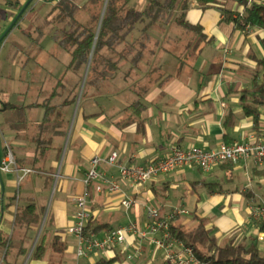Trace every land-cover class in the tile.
<instances>
[{"label":"crops","instance_id":"crops-1","mask_svg":"<svg viewBox=\"0 0 264 264\" xmlns=\"http://www.w3.org/2000/svg\"><path fill=\"white\" fill-rule=\"evenodd\" d=\"M28 2L0 0V9L5 14L0 16V43L4 37L15 33L13 24L10 25L13 18L18 22L24 21L22 12ZM231 8L236 9L237 5ZM185 18L192 24L199 23L205 34V40L196 48L192 59L194 66L186 61L184 52L188 47L181 46L182 42L176 40L177 26H173L168 32L169 40L179 46H157L152 57L143 59L138 67L129 72L130 75L126 76L130 64L125 63L117 70L118 79L110 78L102 92H88L82 106L78 109L77 104L74 109L70 124L73 129L71 146L61 174L56 176L59 180L55 207L47 215L42 207H38L36 198L48 186L46 181L50 173H42L48 162L44 164L43 171L38 170L29 177L21 191L19 189V194L15 193L16 174L0 173L1 229L7 233L12 230L16 206L10 199L14 195L21 206L35 202L37 209L42 211L41 222L35 232L36 241L44 235L50 241L57 235L66 244L62 264H72L65 261V257L76 255L77 242L68 228L74 221V199L85 188L84 178L92 157L105 159L116 151L123 164L144 165L166 156L172 146L182 149L196 146L210 150L221 142L239 141L247 135H264V106L258 108L256 124L242 107L243 91L252 86L254 79L259 80L261 71L257 60L264 58L263 31L252 26L236 28L224 19L218 8L203 9L196 1L190 3ZM29 38L26 35L24 41L14 43L19 46L16 57L24 50L22 46H29ZM42 47V43L38 44L35 56L21 60L20 66L15 65L19 72L16 76L18 83L10 99L18 98L20 104L8 99L5 104L17 105L15 111L21 109L22 114L27 111L22 106L27 93L21 90V86L27 83L34 71L29 67L36 64L34 60L43 51ZM152 66L155 72L148 75ZM252 71L256 73L252 74ZM133 85L137 92L130 90ZM136 99L142 104L137 113L130 105ZM5 104L0 108V152L7 146L13 150L15 158H31L35 151L32 135H28L27 125L20 116L16 120L17 125L7 120V111L12 108L6 109ZM23 116L28 118V112ZM55 141L56 136H53L52 145ZM24 147L29 149L24 152L21 149ZM56 149L51 166L59 160L61 148ZM222 164L215 165L208 172L195 165L176 168L140 184L136 190H131L127 183L122 182L124 192L133 199L129 209L120 204L122 194H109L105 189L98 192L96 185L102 184L95 181L88 187L87 208L91 220L87 231L101 237L130 221L143 228L148 222L147 207L157 208L160 216L184 210L175 218L176 226H193L196 218H206V227L217 238L218 244L229 240L244 244L254 242L264 254V239H259L260 233H264V223L256 222L249 208L251 198L264 201V176L258 175L252 164L248 168L243 161L232 163L231 168ZM100 170L107 178L120 181L115 168L103 163ZM153 245L148 240L127 234L122 245L91 253L73 262L94 264L102 259L111 261L109 264H166L161 249V262L156 261L150 248ZM175 247L180 249L179 243ZM32 249L20 264H56L55 258L52 262L48 260L50 252L43 260L32 259ZM121 250L128 253L138 250L140 255L133 259L122 258Z\"/></svg>","mask_w":264,"mask_h":264},{"label":"trees","instance_id":"trees-1","mask_svg":"<svg viewBox=\"0 0 264 264\" xmlns=\"http://www.w3.org/2000/svg\"><path fill=\"white\" fill-rule=\"evenodd\" d=\"M193 1L203 9L218 8L224 19L232 22L236 28L249 25L264 29V0H230L236 2V9L226 6L223 0H53V7L46 16V19H50L44 21L52 26L56 25L50 39L60 50L71 56L66 69L77 71L88 65L78 109L89 89L93 93L102 92L112 75L125 63L130 64L127 76L143 59L152 57L157 46H168V32L173 26L181 28L180 40H176L182 42L181 46L188 47L184 52L186 60L194 59L196 48L205 40V34L199 23L192 24L185 18ZM81 12L86 13L85 20L79 19ZM135 32L138 33L137 37L133 36ZM38 33V37H42L40 29ZM26 35L30 36V33L27 32ZM129 37L133 39L129 41ZM257 64L261 70L259 80L254 79L252 86L242 94L244 112L252 117L255 124L259 119L258 108L264 106V58L258 59ZM154 69L152 66L147 74H153ZM63 79L64 73L57 79L50 95L41 104H33L34 107H42L44 113L42 119L35 124L31 138L35 143L34 154L31 158H15L18 168L42 170L52 148L53 136L62 137L66 134L64 128L68 121L64 118L63 109L74 105L77 95L71 99L64 98L58 104L52 102L58 96V89L63 88ZM130 90L137 92L134 85ZM130 105L136 113L142 107L139 99ZM5 107L8 109L18 106L5 104ZM224 165L231 168L232 163L222 164ZM253 167L258 175L264 176V168ZM18 201L16 195L10 199L16 206L11 232L7 233L0 228V264H20L28 253L32 233L37 231L41 222L42 211L37 209L35 202L21 206ZM177 215L179 214H174L169 220L170 232L183 246L190 247L199 260L208 264H264V254L254 242L244 244L229 240L218 244L217 238L206 227V218H196L193 226L183 228L175 225ZM65 249L66 244L57 235L50 241L44 235L39 237L30 257L43 260L50 252L48 260L52 262L55 258L56 264H62ZM110 262L100 259L94 264Z\"/></svg>","mask_w":264,"mask_h":264},{"label":"built area","instance_id":"built-area-1","mask_svg":"<svg viewBox=\"0 0 264 264\" xmlns=\"http://www.w3.org/2000/svg\"><path fill=\"white\" fill-rule=\"evenodd\" d=\"M47 1V0H38ZM253 0H248L251 2ZM262 2L263 0H257ZM239 7L238 10H240ZM249 26V25H248ZM264 35V29H261ZM239 161L250 162L253 166L264 167V135L256 137L253 135L244 136L239 141L231 143L221 142L213 149L205 150L192 146L182 149L172 146L170 152L161 158L154 159L144 165L123 164L118 158V153L112 151L107 158L94 156L89 161V168L84 178V190L74 199L75 211L74 221L69 226L68 232L76 238L78 258H86L91 253L114 248L122 245L126 240V235L136 236L140 240H148L163 252V260L166 264H208L199 260L190 247L183 246L171 234L169 220L174 214H182L184 210H174L166 216H160L159 210L153 207L146 208L148 222L142 228L135 222L130 221L125 225L118 226L106 232L103 236L97 237L87 231V224L91 218L87 208L89 197L88 187L95 181H100L96 185V191L105 189L109 194H122L120 204L125 209L133 205V199L127 195L122 187V182L128 184L131 190H136L138 186L145 183L159 174L170 172L176 168L187 165H195L202 171L208 172L215 165L222 163H237ZM105 163L107 166L117 170L120 181L114 178H107L100 170V166ZM15 173L17 184L23 176L32 173L31 168H18L15 157L9 147L0 152V173ZM250 214L258 223H264V201L260 198L250 199ZM259 239H264V233H260ZM179 243L180 249L175 245ZM125 251V247H124ZM121 253H125L121 250ZM138 250L127 253V259L139 256Z\"/></svg>","mask_w":264,"mask_h":264},{"label":"rangeland","instance_id":"rangeland-1","mask_svg":"<svg viewBox=\"0 0 264 264\" xmlns=\"http://www.w3.org/2000/svg\"><path fill=\"white\" fill-rule=\"evenodd\" d=\"M223 1L228 7H232L236 5V2H231L230 0H223ZM53 3H54L53 0H47V1L29 0L27 8L22 12L23 18L25 17L24 21L18 22L15 18H13L10 25L13 24L14 26L13 30L15 31V33L10 37L8 36L4 37L0 43V108L1 106H4L7 99L12 101L13 103L20 104L18 98L14 97L10 99V94L12 92L14 93V88L18 83V81L16 80L17 79L16 76L17 73L19 72H17V70L15 69V65L20 66L21 60L24 61L27 58L33 57V55L35 56L36 46L41 43L43 44L42 47L43 51L39 53L34 60L36 64L33 63L29 67V70H34V71H32L27 83L26 84L23 83V85L21 86V90L22 91L25 90V92L27 93V99H25L22 106L23 108L27 109L26 113L28 112V118L26 116H23L26 115V113L22 114L21 109H18V112L15 111L14 108L9 109L7 111L8 112L7 120L12 121L11 123H14L16 125H17L16 120L18 121L20 116V119L23 121V123L27 125V132L29 136H31L35 131V124H36L35 122L37 120L40 121L44 113L42 107H38V106L34 107L33 104H37V105L41 104L50 95L53 86L55 85V83H57V79L63 73H64V79L62 80L63 88L58 89V96H56L52 102L58 104L64 98L71 99L74 95H77V98L79 99L84 86V80H85L84 76H86L85 75L86 68L84 69L81 68L77 71L66 69L71 58L70 54L60 50L57 44L50 39L51 35L54 33L56 29V25L52 26L51 24L46 23L47 21L45 22L44 19L45 20L50 19V18L46 19V16L50 13L53 7ZM7 11L8 14L11 15V12L9 10ZM4 15H5L4 11L0 9V16L3 17ZM79 19L85 20L86 13L81 12L79 15ZM38 29L41 30L42 37H38L39 35ZM175 30H176L175 34L177 36L175 38H178L180 40L182 34L181 28L179 29V27H176ZM27 32L30 33L29 46H22L24 50L23 51L21 50L22 51L21 54H19L16 57L17 55L16 50L19 46H16L14 43L20 40L24 41ZM133 34H134L133 36L135 37L138 36L137 32ZM153 38L155 39L156 36L155 37L153 36ZM131 39H133V37L128 38L129 41H131ZM170 41L168 42V46H179V44ZM203 46H208V45L203 44ZM186 61L188 62L189 65L194 66V64L192 63V59H187ZM127 66L128 65H126V67ZM259 71H261L260 68ZM251 73L254 74L256 73V71H252ZM117 75L118 74L116 71L111 78H113V80L114 79L117 80L118 79L116 77ZM91 91H92L91 89L88 90V92ZM75 106H76V102L74 105H69L63 109L64 118L68 121L69 128L68 125L64 128V130L67 129V131L63 138L56 136V141L54 145H52V148L49 150L45 161V163L48 162L47 164L50 167L48 165L47 166L45 165L46 166L45 171L41 170L43 171L42 173L44 172L50 173L47 178L48 186L45 189L46 192L44 191L43 193L38 194L36 198L38 201L37 202L38 207H42L43 213L47 212V215L49 211H52L53 208L55 207L54 203H55V197L57 196V192H58L57 186L59 180V177H57L56 179V176L57 174H61V171L66 162L69 148L71 146V139L73 132L71 131L72 127H70V124L73 117ZM56 148H61L59 160L57 161V164L55 166H51L50 164L54 160L53 158L56 154V150H57ZM21 149H23V151L25 152L29 148L24 147ZM11 152L14 156L13 150H11ZM247 166L248 168H251L252 165L250 162H248ZM32 170L33 172L23 176V178L19 181L18 184L16 180L15 193L19 194V189L21 191V188H23V186L26 184L29 177L38 173V171L34 169ZM18 197H21V195H19ZM36 233L34 232L32 233V240L31 243L29 244V250H28L29 252L31 251L32 248L34 249L36 243L38 242L36 241L35 238ZM48 239L49 240L51 239L50 234L48 236ZM150 248L153 250L156 256V261L161 262L159 249L155 247V245L151 246ZM127 253L128 252L122 253L121 255L122 258H126ZM76 259L82 260V258H77L75 254L68 256V258L65 257V261L72 264H75V262L73 261H75ZM19 263H21V261ZM139 264H141V262Z\"/></svg>","mask_w":264,"mask_h":264},{"label":"water","instance_id":"water-1","mask_svg":"<svg viewBox=\"0 0 264 264\" xmlns=\"http://www.w3.org/2000/svg\"><path fill=\"white\" fill-rule=\"evenodd\" d=\"M90 59V58H89ZM87 67H88V65H87ZM87 67H86V72H87ZM86 72H85V75H86ZM84 78H85V76H84ZM84 80V79H83ZM78 99V98H77ZM77 103H78V100H77V102H76V105H77Z\"/></svg>","mask_w":264,"mask_h":264}]
</instances>
